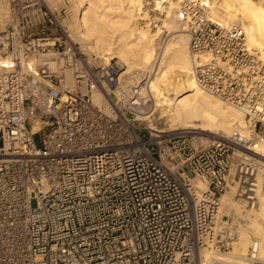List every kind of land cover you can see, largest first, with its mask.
Returning a JSON list of instances; mask_svg holds the SVG:
<instances>
[{"label":"built area","instance_id":"1","mask_svg":"<svg viewBox=\"0 0 264 264\" xmlns=\"http://www.w3.org/2000/svg\"><path fill=\"white\" fill-rule=\"evenodd\" d=\"M59 3L0 0V264H264L256 240L241 260L202 256L231 252L239 225L221 197L236 184L233 197L252 207L259 160L229 140L202 146L189 130H153L148 87L125 90L112 58L71 38V11ZM209 19L196 35L204 48L190 44L214 57L195 69L196 80L247 108L264 143V77L220 68L247 46L227 44Z\"/></svg>","mask_w":264,"mask_h":264},{"label":"bare ground","instance_id":"2","mask_svg":"<svg viewBox=\"0 0 264 264\" xmlns=\"http://www.w3.org/2000/svg\"><path fill=\"white\" fill-rule=\"evenodd\" d=\"M204 5L208 6L210 19L199 13L205 9ZM79 7L82 11L79 9L77 14L75 32L81 45L90 51L97 50L101 58L105 55L118 58L119 70L123 69L118 78L125 83V90L140 82L148 87L155 100L154 111L166 120L164 128L151 127L153 130H189L205 135L196 140L202 146L232 135L249 142L247 145L236 142V145L261 163V171L256 176L258 200L246 211L229 195L234 190L231 185L221 201L224 211L232 209L239 219H236L239 238L229 254L206 249L202 256L241 260L256 240L257 257L264 262V143L245 120L249 113L247 108L212 96L198 84L195 69L206 67L204 64L214 57L210 52L195 54L190 47L193 43L204 48L202 38L196 35L205 19L213 20L219 26L220 38L227 40V44H231V40H244L247 46L242 58L228 59L220 68H226L232 76L250 78L251 82L264 77L263 0H79L77 9ZM179 13L185 14V21L180 20ZM188 20L194 27L189 34ZM161 26L170 34V39L157 55L155 40L161 33ZM65 74L72 80L70 69H66ZM92 99L94 103L103 104L99 92H94ZM139 118L148 120L150 114ZM239 221H244L243 225Z\"/></svg>","mask_w":264,"mask_h":264},{"label":"rangeland","instance_id":"3","mask_svg":"<svg viewBox=\"0 0 264 264\" xmlns=\"http://www.w3.org/2000/svg\"><path fill=\"white\" fill-rule=\"evenodd\" d=\"M59 2H62V4L64 3V8H67V9H70V11H71V14H70V19H69V21L66 23V25L68 26V33H69V35L71 36V38L74 40V41H76V42H78V43H80L81 41L78 39V33L77 32H75L76 31V28H75V25H76V11H77V7H78V2H79V0H45V3L47 4V6H49V8L50 9H52V10H54V7H55V5H57V4H60ZM0 8H2V7H0ZM2 11V9H0V12ZM0 17H1V14H0ZM0 20H1V18H0ZM180 21V20H179ZM138 23H140V21L138 22ZM2 24H3V22H2V20H1V22H0V28H2ZM160 24V23H159ZM236 24H238V23H236ZM142 25V24H141ZM165 27H162L161 26V28H160V31H161V33H159L158 35H159V37H158V35H157V37H156V40H155V43H156V54L157 55H159V52H161V49H162V47H164V45L169 41V39H170V34L167 32V30L166 29H164ZM163 30V31H162ZM51 32H53V33H56V31L55 30H52ZM169 38V39H168ZM157 41V42H156ZM165 41H167V42H165ZM80 44H82V43H80ZM161 45V46H160ZM83 46V45H82ZM83 48L85 49V51H86V53H88V54H90L91 52H94L95 54H97L98 55V53H97V50H92V51H90V49L89 48H87L86 49V47H84L83 46ZM101 54V53H100ZM99 54V55H100ZM92 58L94 57V55H90ZM105 56H107L108 58H112L113 59V61L115 62V63H117L119 66H120V63H119V60H118V58L117 57H112L111 55H105ZM104 58V57H103ZM123 69H118V73L120 72V71H122ZM123 84H125L124 82H123ZM123 84H122V86H123ZM133 85V84H132ZM124 86H128V85H124ZM130 87L131 86H129V89H130ZM128 89V88H127ZM128 89V90H129ZM152 95V94H151ZM153 101H154V106H156V104H155V100H154V98H153ZM156 108V107H155ZM135 114L136 115H138V116H145V115H149V114H147V113H145V112H143V113H138V111H136L135 112ZM153 117L151 118V120H154L155 121V127L157 128L158 127V129H162V128H164V125H165V123H166V120L165 119H162V118H159V113L157 112V111H154L153 110ZM162 119V122L160 121ZM141 120H143V121H145V123H148V121H150V118L148 119V120H146V119H141ZM164 120V121H163ZM245 120L247 121V119L245 118ZM164 122V123H163ZM248 123V122H247ZM163 124V125H162ZM135 125L136 126H139V127H143V124H137V123H135ZM160 125V126H159ZM162 125V126H161ZM253 130V129H252ZM151 132H153V131H151ZM145 137H147L148 136V133H145V134H143ZM198 137H206L205 135H200V134H196ZM255 135H258L257 134V132H255ZM211 139V138H210ZM156 140V139H155ZM217 140V139H216ZM225 140H229V141H232L233 142V144H236V142H238L237 144H244V145H247V143H249V142H247L246 140H238V135H232V136H230V137H227V139H225ZM238 148H240V147H238ZM260 163V162H259ZM261 164V163H260ZM260 168H262V166L260 167ZM234 188V190H233V194H234V192H235V189H236V184H231ZM230 185V186H231ZM233 194H229L231 197H232V199L234 200V201H236L238 204H240V205H242V200H240L238 197H233ZM257 196H256V202H257ZM246 211L247 210H249L250 209V207L249 206H247V207H243ZM231 210V215H233V216H235L234 215V212H233V210L232 209H230ZM237 219V218H236ZM237 220H239V219H237ZM240 222V224L241 225H243V222L244 221H239ZM262 260V259H261ZM263 262V261H262ZM253 264H263V263H261V262H257V263H253Z\"/></svg>","mask_w":264,"mask_h":264}]
</instances>
